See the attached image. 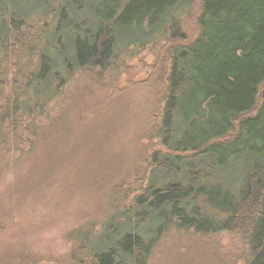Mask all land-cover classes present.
<instances>
[{
	"label": "trees",
	"instance_id": "16d2710c",
	"mask_svg": "<svg viewBox=\"0 0 264 264\" xmlns=\"http://www.w3.org/2000/svg\"><path fill=\"white\" fill-rule=\"evenodd\" d=\"M38 2L0 14V156L40 148L19 187L47 175L66 200L118 172L105 241L77 263L147 264L176 228L237 234L264 264V0ZM147 47L121 109L116 80Z\"/></svg>",
	"mask_w": 264,
	"mask_h": 264
},
{
	"label": "rangeland",
	"instance_id": "374dc122",
	"mask_svg": "<svg viewBox=\"0 0 264 264\" xmlns=\"http://www.w3.org/2000/svg\"><path fill=\"white\" fill-rule=\"evenodd\" d=\"M36 6L41 8L38 0H1L0 14L10 16L13 12L31 11ZM152 61L150 47H147L125 62L127 73L116 80L118 92L124 96L119 104L121 109L133 100L131 94L123 93L126 81L144 80ZM81 83L78 82L77 87L84 88ZM137 99L139 101L135 102H144L145 97L139 94ZM39 151L40 148L18 165H13L19 155L14 148L0 156V264H78L77 260L86 258L79 250L82 245L91 247L105 241L98 242L99 236L92 237L99 234L101 224L107 220L111 207L110 181L118 172L108 165L110 169L104 181H100L103 183L85 182L76 191L66 188V193H71L67 200L60 185L53 184L47 175L38 187H19ZM150 251L147 264H246L248 256L246 242L237 234L205 236L176 228H168L156 236Z\"/></svg>",
	"mask_w": 264,
	"mask_h": 264
}]
</instances>
